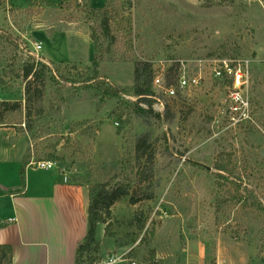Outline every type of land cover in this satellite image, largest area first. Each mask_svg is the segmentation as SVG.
Returning <instances> with one entry per match:
<instances>
[{
	"label": "rangeland",
	"instance_id": "1",
	"mask_svg": "<svg viewBox=\"0 0 264 264\" xmlns=\"http://www.w3.org/2000/svg\"><path fill=\"white\" fill-rule=\"evenodd\" d=\"M102 6L112 16L110 33L89 9ZM64 34L73 45L89 36L94 55L103 57L100 79L125 94L111 98L91 81L94 55L89 64L48 61L53 71L46 73L42 108H27L25 81L11 57L25 60L30 51L41 61L35 45ZM137 60L156 72L174 67L175 78L180 67L190 76L202 72L201 84L175 99L160 95L164 110L155 100L153 113L140 114L130 91ZM218 60L247 65L246 84L234 88L216 78ZM0 101L22 103L0 106V126L26 134L34 161H56L89 192L102 184L128 188L96 214L105 237L138 264H158L151 246L176 252L173 264H181L188 245L202 248L205 264H217L220 246L231 263L264 264V0H0ZM144 134L152 165L136 158ZM219 163L232 172H219ZM147 194L153 198L130 201ZM101 258L92 251L84 260Z\"/></svg>",
	"mask_w": 264,
	"mask_h": 264
},
{
	"label": "crops",
	"instance_id": "2",
	"mask_svg": "<svg viewBox=\"0 0 264 264\" xmlns=\"http://www.w3.org/2000/svg\"><path fill=\"white\" fill-rule=\"evenodd\" d=\"M12 1L14 5L28 2ZM80 37L77 45L70 43L65 34L47 42L43 46L42 61L89 64L94 55L93 44L89 36ZM84 48L89 58L82 55ZM33 162L36 161L28 155L26 134L12 126H0V244L12 246L13 264H76L77 250L89 229V189L69 181L57 167L40 169L32 165ZM9 219L16 222L6 223ZM97 239L103 256L97 264H107L110 256H126L125 260L119 259L113 264H131L133 259L127 256L129 250L106 238L101 226L97 229ZM150 249H155L158 264H173L179 259L176 252H163L156 246ZM183 252L181 264H205L202 248L188 245ZM217 259V264H237L230 262L231 256L221 246ZM245 263L242 259V264Z\"/></svg>",
	"mask_w": 264,
	"mask_h": 264
},
{
	"label": "trees",
	"instance_id": "3",
	"mask_svg": "<svg viewBox=\"0 0 264 264\" xmlns=\"http://www.w3.org/2000/svg\"><path fill=\"white\" fill-rule=\"evenodd\" d=\"M89 9L91 12L96 14V17L98 18V20H100V25L104 29V31L106 33H110V21L112 16L108 9H106L104 6L91 7ZM14 47L17 49L16 45ZM18 57L19 56L15 54L14 57H11V59L14 60V63L16 65L15 70L17 69L16 71L18 73L16 74V76L22 78L25 81L26 106L28 108V105L34 103L39 109H41L44 99L45 80L47 78L46 73L47 71H53V69L49 66V63L37 60L33 56H28V58L25 60H20V58ZM102 60L103 57L96 52L92 61L91 81H93V83L101 91H103V93L110 96L111 98H116L119 97L121 94H125V89L117 88L113 85H108L105 80L100 79L98 69ZM155 73L156 70L154 69L152 63L143 60H137L135 62L134 85L132 86V88H130V91L138 99L135 108L136 111L140 114L153 113L155 99L152 83L155 77ZM168 78H170V76ZM141 103L145 104L148 109L143 108L141 106ZM0 106H4L7 109L15 110L21 108L22 103L15 102L14 104H10V102L7 101H0ZM157 115L159 116V114ZM32 128L33 127L28 124V130L32 131ZM135 152L138 161L144 159L145 164L152 165L154 160V153L151 149L149 135L144 134L137 139ZM216 169L219 172H232V170L226 164L219 163L216 166ZM146 179H148V176L144 175L142 178H140L139 182H144L146 181ZM90 193L91 203L89 211V229L85 240L83 241V243L80 244L77 250L76 264H91L92 262L88 263L84 260L85 254L92 251L97 253L100 251V244L97 239V229L98 224L102 222V220L97 216V210L102 209L105 206L114 205L123 196L129 195V190L128 188H125L123 186H117V188L111 190L107 188V185L102 184L96 189H91ZM152 198V194H147L141 199H137L134 196H131L130 201L132 204H134L138 201H141L142 199ZM144 226L145 225H143L142 227ZM97 260L98 259H96L95 262ZM0 264H13L12 246L0 244Z\"/></svg>",
	"mask_w": 264,
	"mask_h": 264
},
{
	"label": "built area",
	"instance_id": "4",
	"mask_svg": "<svg viewBox=\"0 0 264 264\" xmlns=\"http://www.w3.org/2000/svg\"><path fill=\"white\" fill-rule=\"evenodd\" d=\"M43 50V44L38 43L34 47V51L37 54L42 53ZM27 55L33 56L38 59V56L34 55L33 52H28ZM42 61V60H41ZM172 67V66H171ZM174 68V67H173ZM170 68L171 71L166 72L164 69H161V71H158L155 73V77L152 83L153 90H154V99L158 101L160 107L162 110H164L165 105L164 102L160 99V95L165 96L168 99H175L179 96V93L185 90H189L192 88H196L201 84L202 80V72L196 73L193 76H190L186 68H179V72L177 73L175 78L174 69ZM213 75L220 79H230L231 84L234 88H241L246 84L249 78V70L247 68V65L243 64H235L234 62L228 63L226 60H218V65L213 68L212 71ZM173 74V75H172ZM170 76V78H168ZM176 80V84H175ZM32 165H34L37 168L40 169H53L57 167V162L53 160H40L33 162ZM15 219H9L6 223H15ZM126 256H110L107 264H113L117 260H125ZM131 264H138L136 261H130Z\"/></svg>",
	"mask_w": 264,
	"mask_h": 264
},
{
	"label": "water",
	"instance_id": "5",
	"mask_svg": "<svg viewBox=\"0 0 264 264\" xmlns=\"http://www.w3.org/2000/svg\"><path fill=\"white\" fill-rule=\"evenodd\" d=\"M208 169H210L209 167H207Z\"/></svg>",
	"mask_w": 264,
	"mask_h": 264
}]
</instances>
